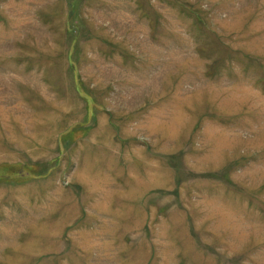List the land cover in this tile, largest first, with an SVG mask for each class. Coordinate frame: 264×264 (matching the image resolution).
Returning a JSON list of instances; mask_svg holds the SVG:
<instances>
[{
	"label": "rangeland",
	"instance_id": "obj_1",
	"mask_svg": "<svg viewBox=\"0 0 264 264\" xmlns=\"http://www.w3.org/2000/svg\"><path fill=\"white\" fill-rule=\"evenodd\" d=\"M0 264H264V0H0Z\"/></svg>",
	"mask_w": 264,
	"mask_h": 264
}]
</instances>
